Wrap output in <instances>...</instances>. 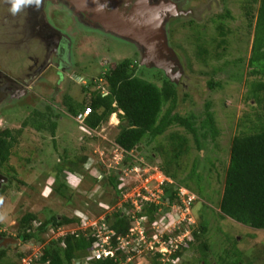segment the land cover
I'll return each mask as SVG.
<instances>
[{
	"label": "rangeland",
	"instance_id": "374dc122",
	"mask_svg": "<svg viewBox=\"0 0 264 264\" xmlns=\"http://www.w3.org/2000/svg\"><path fill=\"white\" fill-rule=\"evenodd\" d=\"M157 1L159 0H150V3ZM171 1L181 13L167 19L163 25L167 44L182 71L181 78L175 84L178 93L176 113L181 116L192 115L201 122L205 106L208 104L217 135L213 140L200 139L196 145L192 135L184 133L183 128L172 126L150 145L145 146L144 140L136 150L137 155L129 153L127 159L114 144L118 125H127L125 120L118 117L120 113L111 115L108 122L93 134L76 124L64 113L60 102L63 95L68 94L75 102L85 100V104H88L89 98L84 88L89 86L90 77L97 78V75L107 72L106 68L111 69L124 59H130L135 63L133 65L139 66H135L136 76L157 86L161 85L163 73L157 72L159 70L155 68L140 65L142 49L139 45L101 28L86 25L75 9L60 0L52 6H58L62 15L58 13L60 11L53 12L47 19L51 30L67 37L70 45L67 54L72 55L73 61V64L67 67L69 69H66L68 74L64 75L60 82L57 75L49 72L45 75L49 81L34 84L32 92H27L23 97L15 96L19 101L13 98L14 101H8V88L3 87V99L7 100V103L0 105V129H19L29 116L33 103L39 108L43 107L44 102L51 103L54 112L59 114L54 136L47 130L36 131L28 128L24 131L19 144L12 151L9 162V170H13L15 179L11 178V182H8V174L0 171V176L7 179L2 186L6 188L0 197V235L7 241L2 248L6 250L9 260L16 261L17 255L22 252L24 258L19 264H27L34 255L41 253L50 240L59 238L60 233L65 235L78 229L75 225H67L59 228V231L54 230L53 235L50 232L41 245L31 242L20 246L16 237L17 228L26 213L36 215L38 221L48 219L52 215L56 218L78 216L84 222V227L91 229V225L100 227V219L116 209H121L134 220L135 227L130 231L139 236L138 240L145 250H152L153 245L158 244L155 250L169 255L173 251H167L164 242L166 235L181 243L197 228L194 216H200L208 225V264H232L236 253L242 261L249 257L254 264H264V231L253 230L221 217L218 209L224 188V174L229 163L231 141L233 137L245 131L246 126H258L264 117V103L256 105L253 101L254 84L261 79V82H264V76L254 75L255 68L252 69L248 64L258 4H254L252 0ZM244 1L254 4L247 5L248 9L254 10L252 14H246L251 12L250 10H242ZM6 25L8 27L10 22ZM5 26H0V44L4 45L7 42L5 35L9 32L4 31ZM219 26L224 30L223 38L219 36ZM222 39L226 43L224 47L218 48ZM200 42L209 54L205 62L197 55ZM0 49V63L6 69L14 67L13 57L8 56L6 47L0 46ZM106 59L109 66H101V62ZM80 75L85 78L84 83ZM209 83L211 87L208 86ZM98 86L105 87L104 81H98ZM166 109L167 107L164 111ZM170 132L186 134L189 152L178 160V163L172 162L168 171L176 176V180L168 179L172 184L183 182L186 187L182 186V189L198 200L193 210L187 214L178 206L167 211L168 206L163 204L162 212H157L159 222L150 224L143 218V222L147 221L146 225H152L151 233L148 230L149 234L154 235L155 232L154 240L147 242L143 223L141 226L137 225L141 218L134 214L138 211L139 200H152L153 197L163 194L159 189L155 192L157 185L153 179L154 175L146 173L149 168L159 169L158 166H163L165 161L170 159V154H167ZM84 158L86 161L82 162ZM110 175L118 177L119 183L128 189L120 200L115 199L116 202L104 178ZM146 176L150 178L146 180ZM61 183L67 185L66 191L61 192L64 198L54 194V188ZM127 202L135 208L133 213L124 208L123 205ZM186 220L191 223L193 230L185 228L176 236L174 231L178 230L177 226ZM189 225L187 224V227ZM108 233V230L103 231V234ZM142 233L143 239H140ZM106 239L104 238V241ZM122 240L123 248L134 246V241H130L132 244L129 245L127 239ZM141 250L135 251L136 257L132 259L134 264H148L144 255L140 254L144 251ZM174 264H204V261L199 252L190 248L182 252V257Z\"/></svg>",
	"mask_w": 264,
	"mask_h": 264
},
{
	"label": "trees",
	"instance_id": "16d2710c",
	"mask_svg": "<svg viewBox=\"0 0 264 264\" xmlns=\"http://www.w3.org/2000/svg\"><path fill=\"white\" fill-rule=\"evenodd\" d=\"M252 2L258 4V7L254 23L251 57L248 64L252 69L255 68L253 74L261 77L264 76V0H252ZM244 3L242 10L244 12L250 10L251 12L246 14H252L254 10L248 9L247 5L250 6L253 3L246 1ZM221 26L217 28L219 36L223 38L224 30ZM225 43V40L222 39L218 48L224 47ZM203 47L201 42L198 43L197 55L205 62L209 54ZM133 63L130 59H124L104 75L95 78V82L91 80L89 86L84 88L87 90L88 104H85V100L75 102L70 95L64 94L60 102L64 108V113L74 120L77 114L89 110V116L84 125H78L92 134L104 123H107L111 115L120 113L121 115L118 117L125 120L127 124L131 123L132 127L125 125V123L118 125V134L114 139V144L125 154L127 159L129 153L137 155L136 150L144 140H146L145 146L150 145L156 138L163 136L172 126L183 128L184 133L192 135L196 145L200 139L204 141L207 138L214 139L217 135V129L208 104L205 106L204 117L201 122H198L192 115L181 116L177 114L175 110L178 97L176 85L171 83L160 71H157L162 74L163 78L160 86L136 76L134 70L139 66L133 65ZM101 80L104 81L105 87L98 86V81ZM261 80L254 84L253 101L256 105L264 103V82ZM208 86L211 87V83ZM42 106L39 108L33 103L29 116L23 121L19 129H0V171L8 174V182H11V178H16L13 175V170H9V162L12 151L19 144V139L24 131L33 128L36 131L47 130L52 136L55 135L56 119H59V114L54 112V106L51 103L44 102ZM166 107L167 109L164 111ZM186 134L170 132L168 135L169 153L167 154H170V159L165 161L163 166H158V170L166 178L176 180V176L171 174L168 168L172 162L178 163V160L185 157L189 152ZM198 135H200L199 138ZM83 161L86 159L84 158ZM100 174L102 175V173ZM104 178L114 195V201L116 202L115 199L120 200L126 188L122 186V183H119L118 177L115 175ZM182 186L186 187L183 182H177L170 185L166 184L163 187L164 196L161 200L168 206L167 211L177 206H183L178 197ZM5 188L6 186L0 190V197ZM66 189L67 185L61 183L54 188V194L61 196V192H65ZM197 200L198 198L190 204V211L193 210ZM123 206L133 213L134 208L130 203H125ZM163 207V205L156 206L148 203V205L143 206L139 213L134 215L139 218L145 217L148 223L154 224L160 220L157 209L162 212ZM218 209L221 217L228 218L253 230L264 231V117L263 122L258 126H246L245 131L233 137ZM153 212L156 214L154 215ZM37 219L36 215L26 213L18 223L16 237L20 246L31 242L43 243L47 239L49 231L53 229L56 230L67 225H75L78 229L57 240L49 241L41 250L40 256L33 261V264H134L132 259L134 256L136 257L135 251L137 249L144 250V253L141 252L140 254L144 255L148 264H174L182 257V252L190 248L199 252L203 256L204 264H208L206 261L209 252L206 238L208 225L200 216H194L197 226L194 230L191 224L189 227L186 223L177 226L178 230L174 231L176 236L181 234L185 228L193 230L181 243L174 242L175 238L171 239L166 235L164 242L167 251H173L166 255L155 250L158 244H154L152 250H145L144 245L136 239V235L130 233L134 220L131 216L128 217L124 210L116 209L104 217L107 229L112 232L107 245L112 250V256L105 258L92 255V250L96 248L95 244L98 243L99 245L98 239H96L97 233L92 229L81 230L84 222L78 216H59L56 218L52 215L43 221ZM145 223H143L144 236L147 242H152L155 232L154 235H150L148 230L151 233L150 226L152 225ZM123 238L134 241V246L123 248L124 246L121 244ZM172 242L174 243L172 244ZM174 247H176L175 250H173ZM6 254V250L1 248L0 264H19L20 260L24 258V254L21 252L17 255L16 261H11ZM234 256L236 259L232 264H254L249 257L242 261L237 253Z\"/></svg>",
	"mask_w": 264,
	"mask_h": 264
},
{
	"label": "flooded vegetation",
	"instance_id": "af4514ba",
	"mask_svg": "<svg viewBox=\"0 0 264 264\" xmlns=\"http://www.w3.org/2000/svg\"><path fill=\"white\" fill-rule=\"evenodd\" d=\"M59 1L60 0H31L28 5L22 6L21 10L13 15L11 11V0H0V26L4 27L10 22V25L8 27L6 25L4 30L6 32L9 31L5 35V40L7 42L5 45L4 43L0 44V46H5L8 56L10 58L13 57L12 59L14 60V67L10 69H6L3 64L0 63V105L7 103V100L3 99V87L8 88V101L12 98L19 101L15 96L23 97L27 92H32L34 84L49 81V79L45 77L49 72L52 71L53 75H57L60 82L62 77L68 74L67 70L69 68L67 69V67L71 66L73 61L72 55L67 54L70 48L67 37L64 35L61 36L56 31L51 30L47 19L51 13L60 11L58 6H52ZM107 7L109 8V5H107ZM58 13L62 15L61 11ZM19 28H21V30H19ZM93 28L99 29L100 27L95 26ZM70 51L72 53L71 49ZM17 53L20 56H18ZM101 66L108 67V60L106 59L101 62ZM109 69L106 68V71ZM80 77V79H83L82 83H84V77H82V75H80ZM91 80L95 82L94 77H90V81ZM85 84H87V82H85ZM13 99L11 101H14ZM0 178L3 177L0 176ZM3 185L4 184L1 183L0 189ZM6 243L7 241L2 239L0 235V249L2 247L4 248Z\"/></svg>",
	"mask_w": 264,
	"mask_h": 264
},
{
	"label": "water",
	"instance_id": "95a60500",
	"mask_svg": "<svg viewBox=\"0 0 264 264\" xmlns=\"http://www.w3.org/2000/svg\"><path fill=\"white\" fill-rule=\"evenodd\" d=\"M64 1L69 7L75 9L86 25L100 27L114 36L139 45L142 49L141 66L155 68L161 71L171 83H178L182 71L167 44L163 30L167 19L181 14L174 2L159 0L151 4L150 0ZM105 14H108L107 17ZM116 16H119V19H116L119 26L115 21H110ZM127 125L132 127L131 123ZM6 181V178H0V185Z\"/></svg>",
	"mask_w": 264,
	"mask_h": 264
},
{
	"label": "built area",
	"instance_id": "2783aa9c",
	"mask_svg": "<svg viewBox=\"0 0 264 264\" xmlns=\"http://www.w3.org/2000/svg\"><path fill=\"white\" fill-rule=\"evenodd\" d=\"M89 112H90L89 110H85L84 112L77 114L74 117V121L77 124H79V125H84L86 118L89 116ZM146 174H152V175H154L153 176V179L155 180V183L157 185V189L155 190V192H157L158 189H159V190H162L163 194L162 195H159L158 197H153L152 200H147V199H141V200H139L140 205H139L138 211H136V213H139L140 210H142L143 206H145V204L148 205V203L154 204L156 206L163 205L164 203L161 200L163 198V196H164V189H163V187L166 184H169V185L172 184V182L168 178H166L155 167L154 168H149ZM146 177H147L146 180L148 178H150L149 176H146ZM125 190H128V189H125ZM123 195H124V192L122 193V197H123ZM178 197H179V199L181 200V202L183 204V206L180 207L182 209L181 211L182 212H185L186 214L189 213V211H190L189 210V206H190V204L193 201H195V197L194 196H191L190 193H188L187 191H185L182 188L179 190ZM139 199H140V197H139ZM149 199H151V198H149ZM134 210H135V208H134ZM157 212H160L159 209H158ZM184 223L191 224V223H188L187 220ZM137 225L140 226V223L137 224ZM103 231H106V227H105V225L101 224L100 227H99V229L97 230V235H96V238L98 239L99 245H98V243L95 244V247L96 248L92 250V255L95 256V257H104L105 258V257H108V256H112V251L110 249H107L106 250L104 248L105 245H108L109 236H108V234H103ZM104 238H107V239L104 241ZM136 239H139V236L138 235H137ZM140 239H143V233H142V237ZM122 241L123 240H121V244H123ZM127 241L130 244V241L128 239H127ZM174 242H177V241H174ZM177 243H180V242H177ZM173 250H175V248ZM38 254L34 255V258H37Z\"/></svg>",
	"mask_w": 264,
	"mask_h": 264
},
{
	"label": "clouds",
	"instance_id": "9594fccd",
	"mask_svg": "<svg viewBox=\"0 0 264 264\" xmlns=\"http://www.w3.org/2000/svg\"><path fill=\"white\" fill-rule=\"evenodd\" d=\"M31 2V0H11V3H12V8H11V11H12V13H13V15H15L16 13H18L20 10H21V8H22V6H26V5H28L29 3ZM158 210V209H157ZM160 213H161V210H160ZM137 218H139V217H137ZM143 218H145V217H142L141 218V221H140V226H141V224L142 223H145V222H143L142 221V219ZM146 219V218H145ZM104 218L103 219H100L99 221H98V225L100 224H103V225H105V227H106V224L104 223ZM99 225V226H100ZM97 225H91V229H92V231H94L95 230V232L97 233V230L99 229V227H96ZM135 227V224L133 225V227L131 228V229H133ZM81 230H88L89 228H86V227H84V225H83V227H81L80 228ZM90 229V230H91ZM130 229V230H131ZM106 230H108L109 231V233H108V236H109V240H108V242L110 241V234L112 233L109 229H107V227H106ZM58 231H59V229H58ZM57 231V232H58ZM49 232H51V234L53 235L54 234V229L53 230H50ZM130 233L131 234H134V235H136L135 233H133V232H131L130 231ZM97 235V234H96ZM62 236H64L63 235V233H60V237H62ZM59 237V238H60ZM136 237H137V235H136ZM58 239V238H57ZM57 239H53V240H57ZM97 239V238H96ZM125 239H127V238H125ZM51 241V240H50ZM104 248L107 250V249H110V248H108V246L107 245H105L104 246ZM111 250V249H110ZM112 251V250H111ZM40 256V252H39V254H38V256H37V258ZM37 258H33L32 260H31V262H28L27 264H33V261L35 260V259H37Z\"/></svg>",
	"mask_w": 264,
	"mask_h": 264
},
{
	"label": "bare ground",
	"instance_id": "6f19581e",
	"mask_svg": "<svg viewBox=\"0 0 264 264\" xmlns=\"http://www.w3.org/2000/svg\"><path fill=\"white\" fill-rule=\"evenodd\" d=\"M85 1H86V0H85ZM107 15H108V14H105L106 17H107ZM116 19H119V16H116L115 18H112L110 21H111V22H114V21H115L116 24L119 26V23L117 22Z\"/></svg>",
	"mask_w": 264,
	"mask_h": 264
},
{
	"label": "crops",
	"instance_id": "0c3cea01",
	"mask_svg": "<svg viewBox=\"0 0 264 264\" xmlns=\"http://www.w3.org/2000/svg\"><path fill=\"white\" fill-rule=\"evenodd\" d=\"M85 79V78H84ZM56 113V112H55ZM97 172V171H96ZM71 180V179H70ZM71 182H72V180H71Z\"/></svg>",
	"mask_w": 264,
	"mask_h": 264
}]
</instances>
